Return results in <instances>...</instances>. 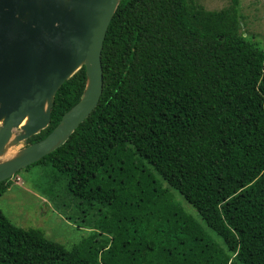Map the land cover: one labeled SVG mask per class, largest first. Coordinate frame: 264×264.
Returning a JSON list of instances; mask_svg holds the SVG:
<instances>
[{"label":"trees","instance_id":"16d2710c","mask_svg":"<svg viewBox=\"0 0 264 264\" xmlns=\"http://www.w3.org/2000/svg\"><path fill=\"white\" fill-rule=\"evenodd\" d=\"M240 3L119 2L97 106L22 169L38 167L53 204L61 184L60 203H76L90 231L67 247L0 208V264H264V50L243 35ZM85 86L82 65L26 143L51 132Z\"/></svg>","mask_w":264,"mask_h":264},{"label":"water","instance_id":"95a60500","mask_svg":"<svg viewBox=\"0 0 264 264\" xmlns=\"http://www.w3.org/2000/svg\"><path fill=\"white\" fill-rule=\"evenodd\" d=\"M120 1L0 0V154L14 129L22 141L47 127L57 89L82 65L86 74L80 100L52 131L0 160V181L61 146L97 106L101 49Z\"/></svg>","mask_w":264,"mask_h":264},{"label":"rangeland","instance_id":"374dc122","mask_svg":"<svg viewBox=\"0 0 264 264\" xmlns=\"http://www.w3.org/2000/svg\"><path fill=\"white\" fill-rule=\"evenodd\" d=\"M207 10H215L226 6L229 0H197ZM246 5L257 7L253 12L246 9ZM240 14L246 15V23L241 28L243 35L250 41L255 42L264 50V0H241ZM21 132L19 128L14 129L12 136L5 145L4 152L18 155L28 144L25 140L16 141L15 136ZM1 161H4L0 159ZM23 169V168H22ZM19 169L10 178L5 193L0 197V208L14 224L24 228H40L45 235L69 247L85 235L90 228L79 226L82 219L81 213L76 209V203L65 206L60 203L62 196L61 184L56 185L57 194L55 204L45 195L39 181V169L37 166L26 170ZM174 192V191H173ZM60 193V194H59ZM177 202L195 218L201 220L194 210L178 193L174 192ZM87 214V213H86ZM93 211H90V218ZM213 239L221 242L219 237L208 229Z\"/></svg>","mask_w":264,"mask_h":264},{"label":"bare ground","instance_id":"6f19581e","mask_svg":"<svg viewBox=\"0 0 264 264\" xmlns=\"http://www.w3.org/2000/svg\"><path fill=\"white\" fill-rule=\"evenodd\" d=\"M25 121V120H24ZM1 123V122H0ZM22 123H24V122H22ZM0 159H2V160H5V161H12L13 160V157H12V154L10 155V154H7L6 152H4V150H3V152L0 154Z\"/></svg>","mask_w":264,"mask_h":264}]
</instances>
